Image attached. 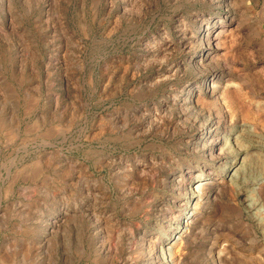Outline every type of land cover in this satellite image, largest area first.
I'll return each instance as SVG.
<instances>
[{
  "label": "rangeland",
  "instance_id": "rangeland-1",
  "mask_svg": "<svg viewBox=\"0 0 264 264\" xmlns=\"http://www.w3.org/2000/svg\"><path fill=\"white\" fill-rule=\"evenodd\" d=\"M228 4L216 59L191 67L197 19ZM213 120L223 140L253 128L263 159L245 178L263 174L264 0H0V264H170L160 232L184 218L195 165L212 183L174 261L264 264V210L242 177L219 183L232 153L199 144Z\"/></svg>",
  "mask_w": 264,
  "mask_h": 264
},
{
  "label": "bare ground",
  "instance_id": "bare-ground-1",
  "mask_svg": "<svg viewBox=\"0 0 264 264\" xmlns=\"http://www.w3.org/2000/svg\"><path fill=\"white\" fill-rule=\"evenodd\" d=\"M228 5L226 6V12H224L223 13L224 15L221 17H216V18L201 17L199 21L197 19V22L199 23V29H198V35L196 38L197 40L196 41L197 42L196 51L193 52L192 48L190 47L187 48V46H185L186 47L185 51L191 54V59L187 63H190L191 65L194 59L199 58L198 61L195 60V64H192L191 67L202 65L206 61L213 62L216 59V56L219 52L218 49H219L220 42L228 34V32L232 31L234 23H236V20H237L236 14L234 13L235 11L233 12L230 4ZM226 19L228 20L226 21ZM216 76L217 75H214V77H211L210 79H207V80L203 79V81H201L199 85L190 83L187 90L185 91V97H184L185 100L191 102V104L193 103L195 104V103H198V98L201 97L200 96L201 93L206 95L211 91V89H213L214 91ZM196 93H198L197 94L198 96L195 95ZM195 96L197 97L196 100H195ZM220 126L216 122H214V120L209 121L208 124L205 126L204 132L202 133V136L199 140V144H201L204 148H207V150L210 151L211 154H214L218 150V152L220 153H224L225 151H228L229 153H232L233 155L231 161L225 162L224 170L226 171V174H225L226 176H222L223 179L219 181V183L226 182L228 183V186L229 184L232 186V184L236 183V185L235 184L234 185L237 186V182L242 177L243 185L245 188L248 189V190L246 189L248 192H247V195L246 194L245 195L247 198L246 203H248L249 209L252 212L253 211L259 212L261 210H264V205L262 201L259 199V197H256L255 194H252V193H256L255 191L260 187L261 183L264 181V175H263L264 173L261 174L260 173L261 171H260L259 172L260 174L255 175V176L253 175V177L250 179L246 177L247 178L246 180L245 178V173L250 168V166L254 162H257L256 160H259V158L263 159V157H260L258 153H257L258 158L257 157L254 158L255 155L253 154L254 148H258V141L260 142L259 136L257 135V133L254 132L253 128L250 127L247 129L241 128L242 130L240 131L238 130L239 131L238 133H233L229 137H224V140H223L221 139L222 138L221 134L223 132L220 130ZM243 132H246L249 134L245 135ZM263 154L264 153H262V155ZM251 156H253V158ZM210 157L208 159H210ZM205 167L201 168L200 165L191 166L188 168L186 172L184 171L181 174L182 175L181 178L177 180V184L181 188L182 186H184V184H186L185 183L186 181L193 179L197 176L201 177L197 181L195 186H193V188L191 187L189 190H187L186 197L184 199L185 203L183 204L184 210H187V212L184 211L185 213L184 218L180 219L181 221L176 223L175 225H172L169 223L168 232H163L164 229L163 230L161 229L160 233H162L165 236H168L166 242L162 246L161 257H163L164 260L169 262L170 264H179L174 261L173 259L174 257L172 255L173 253L177 254L179 252L180 247L182 246V243H183L181 241V238L187 232L190 221H192V219H194V217L196 216V213L198 212L197 210L198 208H200L199 205L201 203V200L206 198L205 189L207 185H209V183H212L211 182V179H212L211 177H213L211 174L212 172L211 170H208V168H205ZM249 172L251 174V171H248V173ZM254 215L257 218V214H254Z\"/></svg>",
  "mask_w": 264,
  "mask_h": 264
}]
</instances>
